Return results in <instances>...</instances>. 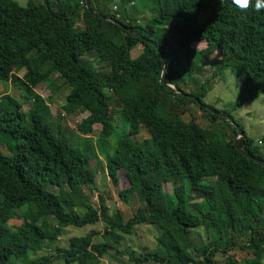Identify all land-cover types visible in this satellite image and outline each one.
Here are the masks:
<instances>
[{"label": "trees", "instance_id": "16d2710c", "mask_svg": "<svg viewBox=\"0 0 264 264\" xmlns=\"http://www.w3.org/2000/svg\"><path fill=\"white\" fill-rule=\"evenodd\" d=\"M53 1L29 0L23 7L17 0H0V81L16 86L29 104L23 113L18 101L1 97L0 264H50L54 256L29 259V252L58 239L66 227L98 223L105 226L102 242L90 243L96 234L91 232L90 245L76 252L58 250L55 257L65 264H101L113 251L126 256L129 264H218L220 254L234 264L229 252L247 250L251 258L245 264H264V167L239 149L262 159L242 128L243 136L235 140L236 129L203 107L210 81L226 71L243 79L233 110L264 94V7L258 11L257 0H248L246 7L235 0H155L152 14L139 21L144 8L138 9V0H120L130 6L131 15L127 10L113 13L110 0H90L94 13L116 19L123 25L118 27L88 13L85 0H60L56 9ZM174 23L182 37L179 48L206 44L192 51L183 76L173 65L180 49L168 36ZM161 30L166 34L157 37ZM147 40L162 49L164 83L181 94L161 84L163 63ZM134 41L144 51L131 58ZM90 54L94 64L84 61ZM215 54L212 74L201 88L183 91L184 76L198 74L204 60ZM102 64L107 71L97 67ZM21 70L22 77L14 72ZM54 74L68 89L64 114H87L76 126V147L62 125L50 121L49 105L35 92L40 85L50 86ZM192 105L222 127L200 128L184 120ZM115 114L127 131L111 149L107 145L117 129ZM96 125L100 131L95 141L91 135ZM141 128L149 138L139 144L134 139ZM98 157L114 187L123 171L128 187L118 193L119 199L127 202L135 196L141 204L126 222L110 215L101 195L97 206L89 202L97 176L91 161ZM167 183L175 202L163 190ZM17 212L28 217L12 230L9 221L20 217ZM142 224L159 230L157 249L120 251L121 236ZM196 230L210 233V241L196 245Z\"/></svg>", "mask_w": 264, "mask_h": 264}, {"label": "rangeland", "instance_id": "374dc122", "mask_svg": "<svg viewBox=\"0 0 264 264\" xmlns=\"http://www.w3.org/2000/svg\"><path fill=\"white\" fill-rule=\"evenodd\" d=\"M29 0H17L19 5L26 6ZM35 4L43 3L44 0H31ZM101 1V0H99ZM60 4V0H54L52 6L56 9ZM138 9L144 8L137 19L143 21L146 17L152 14V9L156 6L155 0H138L136 3ZM108 6L113 13H122L127 10L130 13V6H123L120 4V0H110ZM169 40L172 42L175 48H179L182 42V37L179 32V24L174 23L168 27ZM166 34L165 31H158L156 36ZM206 47L205 42H193L189 45L188 49L179 48L178 60L174 61L173 65L177 68L179 73L183 76L184 68L188 64L189 59L192 58L193 50H202ZM144 51V46L140 42L134 41L129 47V56L131 58H136ZM218 55L215 54L204 60V66L197 73L185 77L184 84L181 85L183 91L187 92H197L205 78L212 74L211 64ZM95 56L90 54L84 57V61L94 64ZM99 67L102 71H107L108 68L105 64ZM18 76L22 77L24 71H14ZM52 84L50 86L40 85L35 92L40 95L44 101L49 105L50 121L55 125L58 122L62 125V131L65 136L69 138L73 146L80 144V136L77 131L76 126L87 116L86 113H75L73 115H65L62 111V106L66 101V95L68 89L63 85V81L57 74L51 76ZM242 77H235L226 71L223 73L221 78L212 79L209 83L211 89L204 98V103L207 106L213 107L217 111H227L230 112L234 122L244 130L246 136L252 141V147L256 149L261 159L264 161V94H261L258 98L250 100L243 104L241 107L233 110V105L236 101L239 87L242 83ZM9 95L21 105V111L26 113L29 110V104L23 99L22 92L10 82L0 81V103L2 102V96ZM116 110L115 104L113 106ZM191 112L184 115L183 118L186 121L192 120L193 124L200 128H213L215 126H220L219 122H209L207 115L197 109L194 105L191 106ZM114 124L117 129L114 135L108 141V148H113L117 140L122 136L123 132L127 131V124L123 121L120 115L115 114L113 116ZM26 119V118H25ZM56 127V125H55ZM222 127V125H221ZM100 131V126H94V132L91 135L96 141L99 139L98 134ZM149 135L145 129L141 128L140 134L134 139V142L139 144L148 139ZM2 152L8 155L9 153L2 148ZM100 156V154H99ZM91 166L96 170V190L88 191L89 202L97 206L98 200L97 196L101 195L108 207L109 213L115 217H121L123 222H126L141 205L135 196H131L127 202L121 201L118 197V193L128 187L127 179L122 170L119 171V185L114 187L110 180L107 178L105 171L103 170V160L98 157L91 161ZM163 190L167 195L169 200L175 202L174 192L172 185L167 183L163 185ZM152 204L153 201H151ZM20 217H15L9 221V227L14 230L28 217L27 213L20 215ZM51 225H54L51 222ZM104 224L98 223L93 226H86L83 228L66 227L61 230V236L53 241H45L40 249L33 253L29 252V259H34L42 256H54V260L50 264H65L61 257L57 256V251L61 249L70 250L76 252L83 249L84 246L90 245V243L95 244L103 241L102 233L104 231ZM94 232L91 237H89L90 243L87 241L88 234ZM159 236V230L155 226H150L142 224L137 226L134 231L129 235H122L119 239V245H117L120 251L122 250H133L140 253L142 249L148 248L149 250H156V238ZM211 239L210 233H205L203 230H196L193 232V240L196 245H201L203 242H208ZM229 257L232 259L234 264H245L244 259L251 258V254L247 250H232L229 252ZM57 258V259H56ZM218 264H233L229 263L228 257H222L220 254L216 256ZM14 264H23L19 260H14ZM101 264H129L126 256H121L113 251H110L107 256H105Z\"/></svg>", "mask_w": 264, "mask_h": 264}, {"label": "water", "instance_id": "95a60500", "mask_svg": "<svg viewBox=\"0 0 264 264\" xmlns=\"http://www.w3.org/2000/svg\"><path fill=\"white\" fill-rule=\"evenodd\" d=\"M85 6H86V9L88 11V13L92 14L93 16L95 17H98V18H101L105 21H109L111 23H114L115 25H117L118 27H123L122 23L117 21L116 19L114 18H111L109 16H103V15H100L98 13H94L91 9V3H90V0H85ZM125 30L127 32H130L132 33V30L130 28H125ZM148 44L151 45L152 47L155 48V50L159 53L160 57H161V60H162V63H163V71H162V74H161V77H160V82L161 84H163L165 87H170L171 89H173L176 93L178 94H181L178 90H175L172 86H169V85H166L164 83V77H165V72H166V60L164 58V55H163V52H162V49L153 41H149L147 40ZM183 95H186L183 93ZM190 98L192 99H195L197 102H198V99L194 98L193 96H189ZM200 103V102H198ZM204 109L209 111L211 114L219 117V118H222L224 120H226L227 122H229L237 131V137L235 138L236 139H239L240 137L243 136V131L240 129V127L234 122V120L229 117V116H226L224 115L223 113L219 112V111H216V110H213L211 109L209 106L207 105H203ZM239 152L244 155L247 159L253 161L254 163L258 164L259 166H262L264 167V161L260 160V159H256L254 158L253 156H251L247 151L243 150V149H239Z\"/></svg>", "mask_w": 264, "mask_h": 264}, {"label": "clouds", "instance_id": "9594fccd", "mask_svg": "<svg viewBox=\"0 0 264 264\" xmlns=\"http://www.w3.org/2000/svg\"><path fill=\"white\" fill-rule=\"evenodd\" d=\"M235 3L246 7L248 4V0H235ZM261 7H264V0H257V5H256L257 10L259 11Z\"/></svg>", "mask_w": 264, "mask_h": 264}]
</instances>
